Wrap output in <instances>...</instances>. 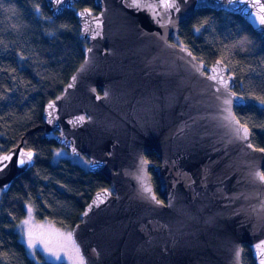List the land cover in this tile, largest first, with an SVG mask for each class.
Here are the masks:
<instances>
[{"label":"water","instance_id":"obj_1","mask_svg":"<svg viewBox=\"0 0 264 264\" xmlns=\"http://www.w3.org/2000/svg\"><path fill=\"white\" fill-rule=\"evenodd\" d=\"M79 1L46 0L54 17ZM173 2L178 10L161 7L163 0H95V13L78 8L84 60L44 106L46 134L55 133L71 155H85L88 169L110 182L72 228L85 264H243L244 245L255 264L264 261V182L256 177L264 172V152L255 150L261 147L252 144L248 125L244 140L226 119H239L235 108L247 100L234 90L236 76L224 60L207 64L175 41L202 8L241 15L264 34L258 23L264 0ZM26 152L32 160L20 165ZM148 153L160 159L153 171L162 199ZM5 155L6 192L35 164L36 152L22 140Z\"/></svg>","mask_w":264,"mask_h":264},{"label":"trees","instance_id":"obj_2","mask_svg":"<svg viewBox=\"0 0 264 264\" xmlns=\"http://www.w3.org/2000/svg\"><path fill=\"white\" fill-rule=\"evenodd\" d=\"M80 7L99 10L95 0H80L54 17L46 0H0V155L22 140L36 152L35 164L0 197V264H65L28 253L17 231L27 205L37 219L72 230L93 194L110 188L103 174L69 155L57 157L62 145L44 126L45 104L63 93L85 57L76 16ZM177 40L207 64L221 59L229 65L237 80L234 90L247 100L235 113L251 129L252 144L264 148V104L254 98L264 96V34L241 15L202 8L180 26ZM147 158L162 199L153 171L160 159L156 153ZM243 264H255L248 245Z\"/></svg>","mask_w":264,"mask_h":264},{"label":"snow or ice","instance_id":"obj_3","mask_svg":"<svg viewBox=\"0 0 264 264\" xmlns=\"http://www.w3.org/2000/svg\"><path fill=\"white\" fill-rule=\"evenodd\" d=\"M57 3H60L61 0H56ZM229 4H235L237 2L244 4L246 0H227ZM133 6L140 8L142 7L141 4L135 3ZM144 7H153V5H144ZM161 7L165 9L177 8L176 3L173 0H163ZM178 10V8H177ZM87 11V10H86ZM83 15V13H82ZM258 23L260 25H264V5L260 6V14L258 15ZM199 29H197L198 31ZM186 50V49H185ZM190 54V53H189ZM218 63H222L218 62ZM209 79L216 80V76H210ZM231 79V77H229ZM220 83L223 85L224 89H228V80H225L222 76L220 77ZM217 92L220 91L219 88L216 89ZM235 96V93H232ZM256 100L260 102V104H264V96H256L254 97ZM224 103L226 105H231L232 100L225 99ZM53 105H49V108H52ZM51 115V113L49 114ZM82 119V118H81ZM226 119L229 120L230 123L235 125V132L240 138L244 140L249 139L250 129L248 128L247 124L241 123L239 119L235 118L231 114H229ZM248 147H253V145L249 142ZM256 151L264 152V148L255 149ZM33 157L32 152L22 153L18 163L20 165H24L25 163L31 162ZM3 161H9L11 159L10 155H5L2 158ZM142 163H148V161H143ZM6 166V165H5ZM2 170V169H0ZM257 179L261 182H264V172L256 173ZM144 191L148 193L152 199H156L154 194L152 193V188L147 184L144 185ZM157 203H162L161 201H157ZM29 214H31V208H29ZM87 215V213H85ZM24 228V234L26 236V242L30 249H36L37 245H42L43 248L52 256H55L57 259L60 258L59 253L63 251L64 253H74L73 264H84L83 256L80 254V249L76 245L75 240L73 239V235L71 232L62 233L58 230H53L51 228L45 229L44 226H36L33 224L31 218L26 219L21 222ZM264 255V253H262ZM264 264V261L261 262Z\"/></svg>","mask_w":264,"mask_h":264},{"label":"rangeland","instance_id":"obj_4","mask_svg":"<svg viewBox=\"0 0 264 264\" xmlns=\"http://www.w3.org/2000/svg\"><path fill=\"white\" fill-rule=\"evenodd\" d=\"M178 42V40H175ZM63 155H69L71 157H73L76 161L80 162L83 165L88 166L89 160L85 155H71L70 152L64 147L61 146L59 148L56 149V156L60 157ZM2 196V190L0 189V197ZM29 208H31V214H29ZM31 218L32 222L34 225L36 226H44L45 229L51 228L53 230H58L59 232L62 233H68L71 232V229L68 228H62L57 226L55 223L49 221V220H39L36 218L35 216V212H34V208L31 205H27V213L26 216L18 223L17 225V231L20 234V238L22 240V242L25 244V246L27 247L28 253L31 255V257H33L34 259L37 258L38 256V252H41L44 256V258H46L49 261L55 262V263H59V262H64L65 264H73V259H74V253H64L63 251H61L59 253L60 258L57 259L55 256L50 255L44 248L42 245H37L36 249H30L27 245L26 242V236L24 234V228L22 225V221ZM77 245V244H76ZM81 254V253H80ZM85 264V262H84Z\"/></svg>","mask_w":264,"mask_h":264}]
</instances>
